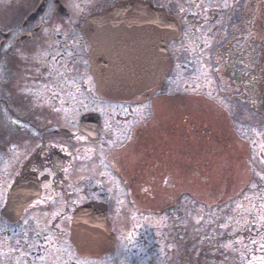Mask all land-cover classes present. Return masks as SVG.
Returning a JSON list of instances; mask_svg holds the SVG:
<instances>
[{
  "label": "rangeland",
  "instance_id": "obj_1",
  "mask_svg": "<svg viewBox=\"0 0 264 264\" xmlns=\"http://www.w3.org/2000/svg\"><path fill=\"white\" fill-rule=\"evenodd\" d=\"M255 2L262 3L264 9L263 0H160L159 4L164 6L174 3L172 10L175 9L179 17L194 16L196 20L190 23H201L197 28L204 35L223 25L220 47H225V69L223 66V79L217 85L209 68L196 60V64L179 73L174 82H169V75L166 76L164 87L133 106L143 124L137 122L141 126L134 131L131 128L127 145L111 154L127 170L129 179L130 203L126 213L129 229H116L119 234L117 253L105 262H86L54 250L46 260H38L33 252L37 253L42 233L39 238L34 232L23 237V230L8 229L0 219V264H186L181 255L189 245L182 244L179 235L185 238L187 233L189 242H194L192 252L197 253L192 264H264V125H261L264 119L262 116L253 119L247 107L239 104L243 92L239 85L233 86L226 68L227 50L236 48L237 41L246 37L247 41L254 38L258 43L257 17L251 15ZM241 3L248 11L246 25H239L237 21ZM217 13L219 22H215ZM2 15L0 10V19ZM212 40L208 37L206 43L210 45ZM20 91L27 97L14 109L21 121L10 122L11 128L9 122H0V212L19 172L16 164L18 167L36 154V147H32L36 145L13 146L11 130H30L26 122L29 119L45 131L54 130V121L45 116L51 114L48 109L63 116L62 123H58L61 128L72 131L73 123H77L74 114L96 108L95 105L47 104L44 98H50L48 94L52 90L36 85L28 84ZM173 107H176L175 112L171 111ZM120 112L128 116L127 111L120 109ZM173 113L175 117L190 115V120L181 116L172 122ZM112 119L108 118L106 124ZM184 119L191 124L192 153L186 149L188 141L180 142L179 135L176 144L185 145V149L179 150L191 153L192 162L174 153L176 159L173 156L169 165L166 160L170 154L166 153L168 148L164 143H169L167 131L175 124L182 131ZM143 136L160 139L157 168H152L155 159L147 160L148 154L139 151L144 148ZM89 152L84 149L68 153L72 160L68 168L74 167L80 158L87 159ZM104 162L109 161L106 158ZM185 165H190L191 176L187 179ZM113 193H118L116 187ZM204 241L207 260L201 257Z\"/></svg>",
  "mask_w": 264,
  "mask_h": 264
},
{
  "label": "flooded vegetation",
  "instance_id": "obj_2",
  "mask_svg": "<svg viewBox=\"0 0 264 264\" xmlns=\"http://www.w3.org/2000/svg\"><path fill=\"white\" fill-rule=\"evenodd\" d=\"M135 2L148 3L156 9L163 10L179 26V37L171 41L167 47L171 65L164 72L158 89L165 86L166 76L169 75V82H174L176 76L187 67L196 64V60L202 62L207 69L209 68L212 79L217 85L220 84L225 69L223 62L225 47H220L223 25H220L213 33L204 35L197 28L201 23H190L196 20L194 16L185 19L182 16L179 17L175 9L172 10L174 3L164 6L159 4L160 0H0V10L3 14L0 19L2 25L0 29V122H9L11 128L13 126L10 122L21 121L20 115L17 112L14 113V109L27 99L21 94L20 89L28 84L52 90V93L48 94L51 97L44 98L47 104L73 107L96 106L85 113L74 114L77 123H73V132L61 128L58 123H62L63 116L54 114V111L48 109L46 111L51 114L47 113L45 116L47 118L50 116L51 121H54L56 126L54 130L45 131L31 119L26 120L30 130H22L19 127H17L19 129L11 130L10 142L13 146L36 145L32 146L36 147V154L28 157L18 167L16 164L19 172L9 188L4 208L13 195V189L24 177L27 179L26 193L22 196L16 195L10 216L12 223L2 218L1 213L4 208L0 212V219L8 229L23 230V237L26 233L34 232L39 238L40 232L42 233L37 253L33 252L35 259L46 260L52 251L60 250L63 255H74L80 261L104 260L105 262L118 251L119 234L116 229H129L126 215L130 203L128 172L117 162L116 156L111 154L118 152L119 149L122 150L127 145L131 128L134 131L136 127L143 124V120L140 121L139 114L135 113L133 106L144 98L130 103L101 99L97 95L96 84L91 74L90 53L97 48L110 64L116 66H108V68L114 71L125 70L124 64H128L129 59H135L141 50L151 45L144 41L148 39V36L144 34V25L141 26L144 20L138 18H112L105 25L95 22L92 25V33L95 34L94 43L85 38L84 32L91 19ZM240 7L238 15L246 14L247 10L243 3ZM254 13L253 10L251 12L253 17ZM240 20L238 16L239 25H246ZM216 21H220L218 13ZM236 33L238 34V29ZM243 34L244 30L241 35ZM208 37L213 39L212 42L214 41L210 45L206 43ZM252 40H249L252 42V49L247 53L249 57L246 55L239 57V52L242 54L246 52V50L242 51L246 48V37L237 41L239 48L233 52L237 58V65L233 69L227 64L226 68L233 86L239 85L243 92V96L238 99L239 104L248 107L249 114L254 119L257 51L255 39L252 38ZM183 63L187 65L184 66ZM131 68H135V65ZM120 109L127 111L128 116L124 117L125 113H119ZM171 111L175 112L176 107H173ZM114 112L116 113L113 114ZM88 116L98 117L100 129L97 143L92 142L94 139L88 138V131L82 133L80 130L81 121ZM181 116L175 117V113L171 114V118L174 119L172 122ZM182 117L190 120V115L185 114ZM108 118H114L109 125L106 124ZM139 121L141 125L137 123ZM182 122H184L182 131L177 128V124L167 131L169 143H164L168 148L166 153L170 154L166 160L169 165H172V157L174 156L175 160L178 153L182 159L190 164L192 162V146L189 139L191 124L186 119ZM128 126H130L129 129ZM251 126L254 127V124ZM178 135L180 142L188 141L186 149L191 153L179 150L185 149V145L176 144ZM142 138L144 148H139V151H145L148 154L147 160L155 159L152 168H157L160 163L157 156L160 154V139L154 137L151 140L148 136ZM117 143L121 144L117 146ZM84 149L90 150L87 159L80 158L74 167L68 168L72 161L68 153ZM106 158L108 163L104 162ZM181 167L180 164L179 168ZM185 170L188 172H185V178H190L191 173L188 171L190 165L187 167L185 165ZM154 174L151 175L154 177ZM113 187H116L118 193H113ZM30 200V204L24 206V202L28 203ZM89 205L95 206L98 213H106L110 222L109 229L115 237L112 255L96 259L82 258L71 242L72 229H81L75 227V218L82 208ZM176 206L170 207L169 210L172 211ZM181 235H179L181 243L189 245L182 253L181 260L184 259L183 262L186 264H192L197 255L196 252L194 254L192 252L194 242H189V233L185 234V238ZM49 240L53 241L49 243ZM202 246L201 257L207 260L206 241Z\"/></svg>",
  "mask_w": 264,
  "mask_h": 264
},
{
  "label": "water",
  "instance_id": "obj_3",
  "mask_svg": "<svg viewBox=\"0 0 264 264\" xmlns=\"http://www.w3.org/2000/svg\"><path fill=\"white\" fill-rule=\"evenodd\" d=\"M118 17L128 19H143L145 36H148L147 44L151 45L140 51L135 59H129L128 64H124L125 70H116L108 66L116 67L107 61L97 48L90 53L91 74L94 78L97 94L100 98L129 103L133 102L149 92L155 90L161 81V77L171 65V59L167 52L169 43L179 37L178 24L169 18L161 9H156L148 3H131L118 10L109 11L102 16L91 19L85 28V38L95 42V34L92 33V25H105L108 20ZM135 65V68H131ZM96 117V118H94ZM88 116L81 121L80 130L82 133L88 131V138L94 139L97 143L99 139V120L97 116ZM27 179L24 177L13 189L12 197L7 206L3 209L1 216L4 220H10L12 206L16 195L22 196L26 193ZM38 193V192H37ZM24 202V206L30 204L31 200ZM95 206L89 205L82 208L77 214L74 225L81 229H72V244L77 250V254L82 258L96 259L114 253L115 237L111 233L110 222L106 213H98ZM106 227L108 229H99Z\"/></svg>",
  "mask_w": 264,
  "mask_h": 264
},
{
  "label": "trees",
  "instance_id": "obj_4",
  "mask_svg": "<svg viewBox=\"0 0 264 264\" xmlns=\"http://www.w3.org/2000/svg\"><path fill=\"white\" fill-rule=\"evenodd\" d=\"M259 1V0H256ZM264 3V0H263ZM254 10V18L257 17L256 19V26L259 28V33H258V43L255 40V48H256V87H255V99H256V116H262V118L264 119V9L262 8V3H257L255 2L252 8V11ZM260 10H262V14H260ZM260 15V16H259ZM239 18L241 19L240 22H246L248 21V11L246 14H241L239 15ZM249 23L246 22V24ZM235 32V31H234ZM246 48H243V50H246L245 53H240L239 52V57H241L242 55H246L247 57H249V55L247 54L251 49H252V42L251 41H247L246 40V44H245ZM239 47L236 46V48L234 49H230L231 51L227 50L228 52H231L230 54L228 53L227 57V64H229V66L231 68L235 67L237 65L236 61L237 58L235 57V54H233L234 50H237ZM226 54V53H225ZM234 69V68H233ZM247 90L249 91L248 87ZM242 91V90H240ZM5 106H7V104L4 103ZM248 109V107H247ZM11 110V108H10ZM12 114L13 111L11 110ZM255 116V118H256ZM261 125H264V122L261 123ZM211 254H209L210 256Z\"/></svg>",
  "mask_w": 264,
  "mask_h": 264
}]
</instances>
